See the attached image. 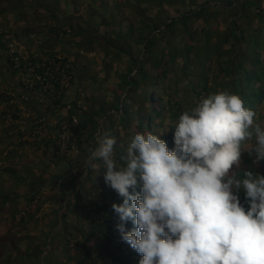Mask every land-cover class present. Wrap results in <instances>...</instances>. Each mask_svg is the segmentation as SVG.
<instances>
[{
  "label": "trees",
  "instance_id": "16d2710c",
  "mask_svg": "<svg viewBox=\"0 0 264 264\" xmlns=\"http://www.w3.org/2000/svg\"><path fill=\"white\" fill-rule=\"evenodd\" d=\"M75 1L70 0L73 3ZM199 1L190 0L186 4L185 0H136L138 11L134 13L136 18L133 15L134 20L131 23L135 22L136 24H134L136 28H133L135 40L142 41L144 48L140 57H130L129 72L121 77L125 84L121 88L125 95L124 98L120 100L118 97L108 110L101 112L105 115L104 117L106 115L109 117V121L106 122V128V125L102 126L103 130L101 129L100 136L108 133L116 137L117 145L113 158L118 166L123 165L124 162L120 157L125 154L127 144L136 133L151 131L154 134H159L160 139L166 141L169 150L174 149V125L178 122L180 115L185 112L182 110V101L179 97L182 93L177 91L180 83L188 84L183 100V102H190L188 110L195 107L201 97L227 90L238 94L244 100L246 107L256 112V121L264 127V0H201L198 3ZM17 2V6H23L26 0H17ZM131 2L132 0H125V5H133ZM113 3L119 5L117 2ZM145 3L159 9L160 15L156 19L147 16L145 8L141 7ZM165 4L170 7L180 6L190 9L178 18L167 19L163 10ZM193 7L196 8L193 9ZM104 8L106 12L110 10L108 6ZM220 15L226 16L224 18L226 20L225 29H221L218 23ZM200 19H202V25L197 32L192 29L191 23ZM107 20L108 18H104L103 22L108 23ZM92 23L93 21H89L86 25ZM161 28L164 29L161 30ZM69 29L71 30L69 32L73 33L72 35L80 38L88 37L97 41L99 45L106 46L108 56L114 55V53L121 55V53L128 52L125 42L124 46H119L114 43L109 33L103 37L96 30L93 36L90 34L88 36L85 34L83 26L74 27L71 25ZM30 33L23 32L22 37L29 36ZM61 33L68 34L67 31L58 28L55 34L59 42ZM178 33L182 34L183 47L181 48H178L177 41L172 39ZM124 37L125 35L121 32L116 39L123 40ZM0 39L4 40L2 48H6L7 51V59L0 58V60L7 61L8 72L11 74L9 79L11 82H15L14 79L18 77L20 82L18 87L21 88L22 71L24 73L28 71L27 68L25 69L28 62L20 58L19 50L13 46L14 40L10 35L2 34ZM167 39L169 43L167 50L159 51L157 46ZM74 45L79 49L85 46L80 41L75 42ZM177 60L182 61L181 68L174 66ZM51 62L52 59L48 61L49 64ZM55 62L60 63V60L56 59ZM29 65L34 68L35 73L41 74L47 80L50 79L46 78V68H43L41 59L37 55L31 56ZM4 79L5 77L0 81L3 83ZM47 80L46 82L49 83L50 81ZM11 82L5 81L6 88L3 90L4 92L0 91V100L7 102L6 92L9 91ZM59 83L46 89L49 91L53 89V98L56 100L53 102L55 107L68 108L67 116H61L62 112H58L61 117L58 122L60 130L62 131L64 126H67L70 131L68 143L64 145L59 134L53 135L54 137L50 139L44 138L39 144L34 143L32 146L35 147L44 145L42 153L45 159L40 161L42 167L40 164L26 159L23 165L18 164V166L24 167L20 166L22 169H18L17 162L12 163L11 158L18 153L16 151L19 146L23 148L25 144L31 145V143L29 144L27 140L21 141L17 146L16 143H13L9 147L8 155L4 156L8 145L6 147L2 142L4 147L0 148L3 153L0 160V176L11 171L16 177L17 185L11 187L13 192L10 191V193L19 197L24 195L31 200V204L35 203V206L30 205L32 211L29 210L30 213H28L26 210L25 216L18 220L13 213L10 214V218L15 219L16 222L19 221L18 225L24 231L29 230V225L35 218L34 215L41 212L42 205L46 200L58 199L62 213L47 227L48 234L42 232L40 239L41 237L45 238L44 242H39L37 237L30 235L19 238L27 240L28 245L25 252L17 248V242L20 241L17 236L22 229L12 233L13 227H17V225L11 223L8 232L5 235H0V264H139L142 256L122 240L117 230L118 223L114 220L115 212L112 209V204L122 203L123 197L105 184L106 169H102L99 174V169L93 171L88 167V163L84 162L86 170L83 173L82 163H80L83 161L77 159L75 169L68 166L71 163L74 164L75 159L71 161L70 155L68 156L64 149L70 151L72 148H76L83 155L89 156L90 150L97 146L95 136L99 132L101 123L96 119V114L86 116L78 101L66 102L63 98L61 99L59 91L62 89ZM0 85L2 84L0 83ZM34 91L40 92L42 87L37 85ZM30 94L32 91L27 90V95ZM18 95L20 94L18 93ZM76 96L80 98V93L77 92ZM43 101L40 99L36 104ZM5 102L0 101V105ZM21 103L27 107L33 104L32 100ZM3 108L4 110H0V120L4 123L6 121L4 115L10 114L14 110L18 113L21 111L13 105H5ZM35 111L41 113L40 106L36 107ZM50 112L53 117L54 112ZM109 112L113 114L108 115ZM14 117L21 119L17 115ZM74 117L78 119L77 124L73 123ZM114 121L121 123V129L113 127ZM133 122L136 132L131 130ZM165 124L170 127V130ZM30 129L33 128L30 127ZM17 135H21V132H18ZM91 140H93V144H90ZM254 142L253 137L252 140L245 143V152L241 157V169L264 174V161L258 164L254 163V155L247 152ZM84 143L88 145L86 149L83 148ZM63 165L72 173L64 175L61 171ZM55 169L60 170L56 175L52 174ZM240 174L242 175V173ZM78 176H80L81 182H78ZM139 190V183L136 188H130V192L133 193ZM91 194L96 195L97 201L90 200ZM240 198L243 203V192L240 193ZM40 200L41 203H39ZM51 215H55V211ZM0 220L4 221L5 218L0 216ZM132 225L133 223L129 221L126 230H133ZM32 249L36 253H29ZM5 253L10 255L3 258Z\"/></svg>",
  "mask_w": 264,
  "mask_h": 264
},
{
  "label": "clouds",
  "instance_id": "9594fccd",
  "mask_svg": "<svg viewBox=\"0 0 264 264\" xmlns=\"http://www.w3.org/2000/svg\"><path fill=\"white\" fill-rule=\"evenodd\" d=\"M174 129L171 151L159 134L136 133L122 166L113 158L116 137L105 133L90 150L88 167L106 169L105 184L123 197L112 204L122 240L142 256L139 264H264V174L241 169L253 137L247 152L264 161L256 112L238 94L218 91L183 112Z\"/></svg>",
  "mask_w": 264,
  "mask_h": 264
},
{
  "label": "rangeland",
  "instance_id": "374dc122",
  "mask_svg": "<svg viewBox=\"0 0 264 264\" xmlns=\"http://www.w3.org/2000/svg\"><path fill=\"white\" fill-rule=\"evenodd\" d=\"M185 1L187 4L190 0ZM113 2H117L119 3V5H116ZM200 2L201 0L198 3ZM17 3V0H0V35H10L11 38L14 40L12 44L14 47L18 48L20 56H26L27 59L33 54L37 55V57L39 58H47L53 53V55L57 54L65 56L67 59L71 60L73 64L72 66L75 71L76 83L73 88L69 87L60 90L59 95L61 96V99L63 98L66 102L78 101V104L83 108L84 112L86 113V116H88L89 114H96V119H98V122L101 123L99 128V131L101 132L105 125V128L107 127L106 122L109 121V117L107 115L106 117H104L105 115L101 112L108 110L111 105L116 102V99L118 97H120V100L124 98L125 95L123 93V89L121 88L125 84L121 77L129 72L131 66L130 57H140V55L142 54L141 52L144 48L142 41L138 42V40H135V34L133 33V28H136L134 27L135 22L131 23L134 20L133 15L136 18V15L134 13H137L138 11L136 7V0H132L131 3H133V5L130 6L125 5V0H76L74 3L70 2V0H26L23 6H17ZM105 6L110 7V10L108 12L105 11ZM141 7L145 8L147 16L152 19H156L157 16L160 15L159 9L151 7L149 3H145ZM164 8V16L167 19L178 18L181 16L182 13L188 12L190 9L180 6L170 7L167 6V4H165ZM195 8L196 7H193V9ZM138 16L140 17V15ZM225 17V15H220V18L218 19V23L221 29L226 28V20H224ZM104 18H108L107 22L109 24L103 22ZM89 21H93V23L91 25H86V23ZM131 24L132 27L130 28ZM71 25L74 27L78 25L83 26L85 29V34H90L91 36L96 33V30H98L100 36L103 37L106 36L107 33H109L114 43L118 44L119 46H124L125 42V48L128 52L121 53V55L118 53H114V55L111 54L108 56V48L106 46H101L97 41H94L88 37L80 38L75 35H72L73 33L69 32L71 31L69 29ZM201 25L202 19L191 23L192 29L196 30L197 32L200 30ZM58 28H61L62 30L68 32L67 35L63 33L60 34L59 38L62 39H60V42L55 34ZM163 29L164 28H161V30ZM26 31L31 33L29 36H25L23 38L22 33ZM121 32L125 35V37L123 40H117L116 37L118 34H121ZM181 38L182 34L180 33H178L174 38H172L173 41H177L176 45L178 46V48L183 47ZM79 41L85 44L84 48L79 49L74 45L75 42L77 43ZM3 42L4 40L0 41V58L7 59L6 48H2ZM167 45H169L168 39L164 40V42L161 45H158L157 48L159 49V51L167 50ZM6 46L8 47V45ZM5 59L0 60V80L1 78L3 79L5 77L3 83L0 81V83L2 84L0 85V91H3L6 88L5 81L11 82V80L9 79L11 74L8 72L9 67ZM181 60H177L174 64L176 68L182 67ZM14 80L15 82H11V84L9 85L10 87L8 92L12 91L14 93L15 98L18 100L20 98H18V93L20 94V92H22V88L18 87L20 84L18 77H16ZM187 85L188 84L180 83L177 90L182 93V95H180L179 97L182 101L181 106L183 111L188 110L187 107L190 103L183 102L186 96L185 88L187 87ZM46 88L48 87H44L42 88V91L35 92V94H30L28 96L30 102L31 100L33 102L30 107H27L26 105L24 106L23 104L21 106L25 108L26 112H29L26 113L29 116H35L36 114L41 115L35 111V108L40 106L41 112L42 110L44 111L42 112V114H45L46 117L52 121V123H55V121H59L61 118L59 117L60 115L58 114V112H62L61 116H67L68 108L64 109L61 106L55 107L53 105V102L56 101L53 98L54 91L53 89L49 91ZM77 92L80 93V98L76 96ZM40 99H43L44 101L42 103L36 104V102ZM0 101L5 102L6 100ZM195 101L197 102V100ZM2 107L3 105L0 106V110H2ZM50 111L54 112L55 115L53 117L51 116ZM17 113L18 112L14 110L12 113L4 115L6 120L5 123L0 120L1 142H3L6 147L8 145L4 152V156L8 155L10 150L9 147L13 143H16V146L18 145V143H20L19 135H16V127L14 125L8 126L10 123L17 120L14 117L17 115ZM110 114L113 113L109 112L108 115ZM112 124L113 127L116 129H121L122 127L119 121H114ZM165 126L168 130H170V127H168L167 124H165ZM18 130L19 129H17V131ZM131 130L133 132H136L134 122L132 123ZM55 133L56 130H52L47 133V136L45 138H53V135ZM99 136L100 135L98 132L95 136L96 139ZM26 137L28 139L29 136L27 135L23 138L26 139ZM43 138H41L40 141H34L33 138H30L27 141L29 142V144L31 143V145L25 144V146L23 145V148L19 146L18 150L16 151V153H18L15 155V157L11 158L12 163L17 162L16 166H18V164L23 165V162L27 159L29 161H33L35 164H40V166L42 167L40 161L45 159L42 153V150H44V145L43 147L42 145L41 147H39L40 145L36 147L32 145L34 143H41ZM90 144H93V140L90 141ZM87 146V143H84L83 148L86 149ZM68 155H70L71 161L75 159L73 161L74 164L71 163L68 166H70L71 169H75L77 166L76 159L83 161L80 163H82L81 166L84 173V171L86 170L84 162H86V164L88 163L89 156L83 155V153L76 148H72L69 151ZM2 157L3 153L0 149V160L2 159ZM21 165L18 166V169H22L24 167ZM61 171L62 173H64V175L72 173L69 172V169L64 165ZM59 172V169H55L53 170L52 174L54 173L56 175ZM79 177L80 176H78V178ZM79 182H81V179H79ZM83 184L84 183L82 180V185ZM15 185H17L16 177L14 176V174L11 173V171L9 173L1 174L0 216L5 218V220H0V235H5L8 232L9 226L11 225V223H13V225H17V227H13L12 233L13 231L17 232L22 229L19 231V234L17 236L18 239L23 238V236L25 235H30L32 237H37V240L39 242H44L43 240L45 238L41 237L40 239V236L42 235V232H44V234H48L47 227L50 226L56 218L60 217L62 211L59 207L61 204L58 205V199L54 201L46 200L42 205L41 212L34 215L35 218L29 225V230L24 231L23 228L18 225L19 221L16 222L15 219L13 220L12 218H10V214L13 213V215L18 220L22 216H25V213H27V211L28 213H30L29 210L32 211V207L30 205L35 206V203L31 204V200L26 198L24 195H21L19 197L16 196L14 193H10V191L13 192L12 188ZM4 197H6L7 199L4 200ZM90 200L97 201L96 195L91 194ZM39 203H41V200L39 201ZM53 211H55V215H51ZM7 217H9V220H7ZM114 220L116 223H119V217L116 213L114 215ZM27 245L28 243L25 239L17 242V248L22 252L26 251ZM29 253L36 252H34V250L32 249L31 251H29ZM8 255L10 254L5 253L3 255V258H6Z\"/></svg>",
  "mask_w": 264,
  "mask_h": 264
},
{
  "label": "built area",
  "instance_id": "2783aa9c",
  "mask_svg": "<svg viewBox=\"0 0 264 264\" xmlns=\"http://www.w3.org/2000/svg\"><path fill=\"white\" fill-rule=\"evenodd\" d=\"M51 57H55L54 58L55 60L56 59L60 60V63H56L55 60ZM20 58H22L23 61L28 62L27 65L25 66V69L27 68L28 71L26 73L22 71V77H21L22 92H20V95L18 96V98L19 97L20 98L17 100L12 91L8 92L6 93L7 102L1 105H3V107L5 105L17 106L19 110H21L20 113H17V116H20L21 119H17L16 121L10 123L8 126L14 125L17 129H19V131L21 132V135L19 136L20 142L29 140L30 138H33L34 141H38V140L40 141L41 138L43 137L45 138L47 136L48 132L52 130H56V133L54 135L59 134L61 136L60 140H62L63 144L65 145L66 143H68L69 136H70V131L67 126H64L63 130L61 131L59 124H58L59 121H55V123H52V121L48 119L45 114H42V112L44 111L39 113L41 115L36 114L35 116L33 115L29 116L28 114H26L29 112H26L25 108L21 106L22 105L21 102L29 101L27 90H31L32 94H35L34 88L37 87V85L44 88V87L53 86L54 84H58V82H60L59 84H61L60 86L61 89L69 88V87L72 88V86L75 83L72 61L67 59L65 56H61L57 54L54 56H49L47 58L40 57L43 68H46L45 70V75L47 76L46 78H50L49 80H47L41 74L35 73L34 68L30 67L29 64H30L31 57L27 59L26 56L24 57L22 55ZM50 59H52V62L49 64L48 61H50ZM70 70L71 72H69ZM46 80L50 82L47 83ZM3 107H2V110H4ZM73 123L75 124L78 123V119L76 117L73 118ZM30 127L33 129H30ZM12 135H15V134H12ZM27 135L29 136L28 139L27 137L26 139L23 138L24 136H27ZM64 152L67 153L68 155L69 150L64 149Z\"/></svg>",
  "mask_w": 264,
  "mask_h": 264
},
{
  "label": "crops",
  "instance_id": "0c3cea01",
  "mask_svg": "<svg viewBox=\"0 0 264 264\" xmlns=\"http://www.w3.org/2000/svg\"><path fill=\"white\" fill-rule=\"evenodd\" d=\"M2 137V136H1ZM0 142H1V139H0ZM2 143V142H1ZM0 143V148H3L4 145Z\"/></svg>",
  "mask_w": 264,
  "mask_h": 264
}]
</instances>
